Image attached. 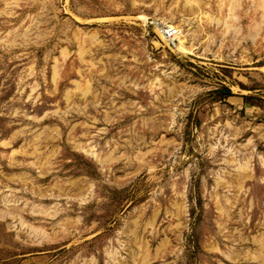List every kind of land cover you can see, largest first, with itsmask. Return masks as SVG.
Here are the masks:
<instances>
[{
  "label": "rangeland",
  "instance_id": "rangeland-1",
  "mask_svg": "<svg viewBox=\"0 0 264 264\" xmlns=\"http://www.w3.org/2000/svg\"><path fill=\"white\" fill-rule=\"evenodd\" d=\"M0 264H264V0H0Z\"/></svg>",
  "mask_w": 264,
  "mask_h": 264
},
{
  "label": "built area",
  "instance_id": "built-area-1",
  "mask_svg": "<svg viewBox=\"0 0 264 264\" xmlns=\"http://www.w3.org/2000/svg\"><path fill=\"white\" fill-rule=\"evenodd\" d=\"M151 22H154V25L156 23L155 27L158 24L159 30L156 27L158 35L165 42V44L172 49L176 48L177 39L175 35L177 34V30L169 29V27H167L166 24L162 23L161 20H156V21H151Z\"/></svg>",
  "mask_w": 264,
  "mask_h": 264
},
{
  "label": "trees",
  "instance_id": "trees-1",
  "mask_svg": "<svg viewBox=\"0 0 264 264\" xmlns=\"http://www.w3.org/2000/svg\"><path fill=\"white\" fill-rule=\"evenodd\" d=\"M219 92H220L222 98H227V97H230L233 95L231 89L229 87H226V86L221 87L219 89ZM243 97L247 99L249 96L244 95Z\"/></svg>",
  "mask_w": 264,
  "mask_h": 264
},
{
  "label": "bare ground",
  "instance_id": "bare-ground-1",
  "mask_svg": "<svg viewBox=\"0 0 264 264\" xmlns=\"http://www.w3.org/2000/svg\"><path fill=\"white\" fill-rule=\"evenodd\" d=\"M154 21V20H153ZM161 22L162 23H164V24H166L167 25V27H169V29H173L170 25H169V23H167V22H165V21H163V20H161ZM151 23H154V22H151ZM155 25H156V23H155ZM157 28H158V24H157V26H156ZM158 30H159V28H158ZM177 30V34L175 35V37H176V39H177V43H176V50H178V46H179V43H180V37H181V31L179 30V29H176Z\"/></svg>",
  "mask_w": 264,
  "mask_h": 264
}]
</instances>
